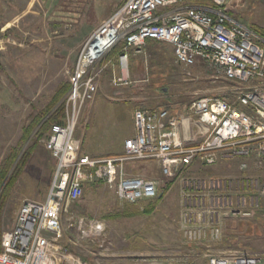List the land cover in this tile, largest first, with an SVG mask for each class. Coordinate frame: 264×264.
<instances>
[{"label": "built area", "instance_id": "obj_1", "mask_svg": "<svg viewBox=\"0 0 264 264\" xmlns=\"http://www.w3.org/2000/svg\"><path fill=\"white\" fill-rule=\"evenodd\" d=\"M197 1L126 0L83 45L70 76L64 123L53 124L44 141L55 159L47 196L22 202L13 227L2 236L0 264H85L60 241L64 214L83 198L86 185L97 181L115 187L118 200L129 205L157 198L160 181L131 173L129 164L137 161H155L163 179L179 184L181 235L187 245L197 247L191 256L204 258L206 264H264L262 253L213 250L224 238L228 220L264 211V47L251 28L229 13L235 0H210L213 13L199 9ZM150 39L171 45L176 63L190 67L200 60L227 80L245 85L237 91L244 110L212 96L195 98L182 114L166 107L139 108L133 114L134 135L125 140L121 154L102 159L80 155L75 133L84 108L98 92L101 70L96 65L123 43L119 60L126 68L130 53H142ZM118 81L127 84L124 78ZM189 117L209 128L195 144L183 134ZM219 163H238L239 173L197 172ZM75 219L70 217L69 228L79 224ZM95 224L83 225L82 238H97L101 228ZM184 257L177 264H199ZM134 261L173 264L175 259Z\"/></svg>", "mask_w": 264, "mask_h": 264}, {"label": "rangeland", "instance_id": "obj_2", "mask_svg": "<svg viewBox=\"0 0 264 264\" xmlns=\"http://www.w3.org/2000/svg\"><path fill=\"white\" fill-rule=\"evenodd\" d=\"M115 1L122 0H0V174L10 155L16 159L6 177L0 179V241L13 227L22 202L38 200L26 195L40 193L42 199L46 193L43 187L51 178L55 159L45 149L46 134L38 137L40 125H33L42 113L51 111L54 96L58 97L57 107L63 104L65 112L67 86L81 51L80 43L111 15ZM228 10L256 34L264 32V0H235ZM257 37L260 44L264 43L262 37ZM166 44L156 41L145 45L142 53L132 52L145 70L134 79L125 77L127 84L118 81L123 77L117 74L108 82L99 78L95 100L84 108L75 133L80 155L83 150L92 158L123 152L125 139L134 135L133 112L139 108L166 107L173 114H182L201 96L220 97L239 106L237 91L245 85L228 81L200 60L190 67L176 63ZM100 66L98 62L95 70L102 74ZM208 131L195 117L187 118L183 125L189 143L203 138ZM25 153V162L14 180L11 176ZM129 165L132 174L160 181L158 197L134 206L120 202L115 187L102 181L86 187L83 198L71 204L63 216L60 241L65 250L87 264L84 259L95 256L100 239L82 238L80 232L83 225L96 223L105 230L98 233L107 239L106 254H111V240L122 248L120 254L127 259L162 257L175 259L173 264H177L188 255L184 258L189 262L206 264L204 258L191 256L197 247L187 245L182 238L177 181L163 179L155 161ZM238 167V163H219L198 168L197 172L204 176L236 175ZM72 215L79 224L69 228ZM213 250L222 254H264V211L252 218L228 220L224 238Z\"/></svg>", "mask_w": 264, "mask_h": 264}, {"label": "crops", "instance_id": "obj_3", "mask_svg": "<svg viewBox=\"0 0 264 264\" xmlns=\"http://www.w3.org/2000/svg\"><path fill=\"white\" fill-rule=\"evenodd\" d=\"M126 0H122V1H119V2H117V1H115L116 3H112V5H111V7H112V10L111 11H113L112 13H111V15L108 17V18H110L123 4H124V2H125ZM199 9H203V10H205L206 12H208V13H213V9H214V5H213V3L210 1V0H198L197 1V3L195 4ZM232 5H233V3H232ZM231 5V6H232ZM229 11V13L231 14V12H230V10H228ZM232 15V14H231ZM233 16V15H232ZM234 17V16H233ZM108 18H106V19H104L103 18V20H102V23L104 22V21H106ZM97 22H99V21H96V23ZM95 31V30H94ZM93 31V32H94ZM92 32V33H93ZM91 33V34H92ZM91 34L90 35H88L87 37H85L82 41H81V43H80V45H81V48H82V46L85 44V42L87 41V39L91 36ZM153 42H156L155 40H153V39H150V40H148L147 41V43H146V45L147 44H149V46H151L152 44H153ZM167 45V44H166ZM169 45V44H168ZM170 46V48L172 49V54H173V47L171 46V45H169ZM81 48H80V50H81ZM80 52V51H79ZM120 53H121V49L120 48H114L111 52H109L106 56H104L101 60H100V62H99V64L101 65L100 67H102L101 69H102V76H100V79H102L101 77H103V79L106 81V82H108L109 80L111 81V79H112V77H113V75L115 76L116 74H117V76H122L124 79H126V78H128L129 77V79H134L133 77L134 76H136V75H139L140 73H142L144 70H145V68H144V66L142 65V63H141V61H137L136 60V56H132L133 54L132 53H130V58H129V61H128V65H127V67L126 68H122L121 67V64H120V60H119V56H120ZM78 55H79V53H78ZM173 56H174V54H173ZM175 59V58H174ZM130 61H131V66H130ZM135 61H137L136 63V65H137V69L135 70ZM76 63V62H75ZM74 68H75V65H74V67H73V70L72 71H74ZM117 68H118V70H117ZM73 73V72H72ZM126 77V78H125ZM132 77V78H131ZM100 79H99V82H100ZM229 81V80H228ZM230 82H232V81H230ZM68 86H69V88L67 89V92L69 91V89H70V78H69V84H68ZM67 92H66V94H67ZM57 96H54V98H53V101H55V98H56ZM53 103V102H52ZM57 107V105L56 106H54V107H50L51 109V111H56V109L58 108H56ZM239 107V109H241V110H244V107H241V106H238ZM143 109V108H142ZM154 109V108H153ZM50 111V112H51ZM53 111V112H54ZM91 111H92V109H91ZM49 112V113H50ZM134 113V112H133ZM51 115V114H50ZM49 116V115H48ZM48 116L46 117V118H44L43 120H42V122H41V124L48 118ZM50 133V132H49ZM49 133L45 136V139L49 136ZM205 137V136H204ZM203 137V138H204ZM129 138H131V137H129ZM203 138H200V139H198V140H194L193 142H191L190 144H195V143H197V142H199L200 140H202ZM126 139H128V138H126ZM125 139V140H126ZM45 141V140H44ZM125 142V141H124ZM188 142V141H187ZM189 143V142H188ZM44 145H45V143H44ZM45 149H46V147H45ZM47 150V149H46ZM48 151V150H47ZM49 152V151H48ZM83 152H84V155H88V154H85V150H83ZM120 153H122V151H120V152H118V153H113V154H104V155H100L98 158H100V159H102V158H107V157H111V156H115V155H118V154H120ZM89 156V155H88ZM97 158V157H96ZM53 161H54V159H53ZM54 171H55V162H54V167H53V170H52V173H51V178H50V180H49V182H48V184H47V186H44L43 187V191L44 190H46V193H45V195H44V197L41 199V197H42V195L43 194H40V193H34L32 196H30L29 194L28 195H26V197H33V198H37L38 200L37 201H43V200H45V198H46V196H47V193H48V190H49V186H50V184H51V181H52V178H53V175H54ZM92 185H96V182L95 183H92V184H88V185H86V187H88V186H92ZM110 187V186H109ZM107 224L105 223L104 224V227H105V229H107L106 226ZM109 227V226H108ZM103 228V226L101 227V229ZM110 228V227H109ZM105 230H101V232L103 233ZM102 233H98L97 235H96V237L98 236V238L100 239L99 241H98V238H96V240L98 241V243H96L97 244V246H98V248L99 249H97L96 251L97 252H95L96 254H95V256L93 257V258H85L84 259V261L85 262H87V264H134V259L133 258H128L127 259V257L125 256V255H122V254H120V253H122V248H120L118 245H114L113 243H112V241L111 240H109V243H108V245H111V248H110V250H109V252L108 253H110L111 252V254H106V253H104L105 251H106V249H104V243L103 242H106V238H104L103 236V234ZM96 246V247H97ZM84 250V249H83ZM108 250V249H107ZM84 252L86 253V250H84ZM107 252V251H106ZM86 264V263H85Z\"/></svg>", "mask_w": 264, "mask_h": 264}, {"label": "trees", "instance_id": "obj_4", "mask_svg": "<svg viewBox=\"0 0 264 264\" xmlns=\"http://www.w3.org/2000/svg\"><path fill=\"white\" fill-rule=\"evenodd\" d=\"M260 37H262L264 39V32L263 31H260L257 33ZM263 47H264V43L261 44ZM120 48L122 49L123 47V43H120L118 44V46H116L115 48ZM69 88V86H67V89ZM58 97H56L57 99ZM53 101L52 103V107L56 106L58 103V100ZM51 107V108H52ZM49 113L47 112H44L41 114V116L37 117L36 119V122L34 123L33 125V128L36 127V126H39L40 125V131H39V134H38V137L43 135L44 133L47 135L50 131H51V128L53 126V124L55 123H61L63 124L64 121H63V115H64V106L63 104H61L57 109L56 111H54L51 115H49ZM48 116V118L41 124L42 120L44 118H46ZM32 128V129H33ZM25 156L22 157V159L20 160V162L17 164L16 166V169L14 171V174L11 176L14 180L18 177L20 171H21V168H22V163L25 162V158H26V153L24 154ZM16 156V155H15ZM14 155H10L9 158H7L6 162H5V165L2 169V173L0 174V179H4L6 177V175L8 174V171L11 169L12 167V164L13 162H15L14 160ZM173 181H176V180H173ZM96 183H102L101 181H97ZM1 233H2V230L0 228V239H1ZM2 250V247H1V241H0V252Z\"/></svg>", "mask_w": 264, "mask_h": 264}]
</instances>
